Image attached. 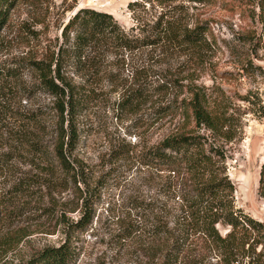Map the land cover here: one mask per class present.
I'll return each instance as SVG.
<instances>
[{"label":"rangeland","instance_id":"obj_1","mask_svg":"<svg viewBox=\"0 0 264 264\" xmlns=\"http://www.w3.org/2000/svg\"><path fill=\"white\" fill-rule=\"evenodd\" d=\"M81 8L111 14L126 30L134 26L140 39L157 43L91 54L82 74H71L77 70L69 51L74 34L67 44L63 29ZM204 23L201 45L175 39L176 29ZM63 43L68 55L62 68L75 82L80 77L88 93L76 155L89 176L109 175L92 230L77 237L82 251L74 264H141L118 243L114 217L125 215L133 198L157 194L144 180L146 169L120 154L129 150L133 157L140 147L193 128L179 108L190 98L188 85L200 89L207 109L224 118L228 140L205 129L199 134L223 152L235 206L264 221V198L258 195L264 162V0H10L0 29V264H24L62 239L54 202L69 192L49 196L50 172L31 143L54 140L43 129L48 116L35 119L47 112L50 99L36 92L33 64L56 58ZM143 87L151 97L121 111L124 90Z\"/></svg>","mask_w":264,"mask_h":264},{"label":"trees","instance_id":"obj_2","mask_svg":"<svg viewBox=\"0 0 264 264\" xmlns=\"http://www.w3.org/2000/svg\"><path fill=\"white\" fill-rule=\"evenodd\" d=\"M208 1L211 0H190ZM9 5L10 0H0V29L6 24ZM205 27L204 23L176 29L175 39L180 45L195 48L206 41ZM135 29L131 26L126 30L106 12L78 9L63 29L67 44L68 35L74 34L69 51L77 60V70L71 74L81 75L91 54L94 58L108 51L132 52L157 43L140 39L134 34ZM162 29L167 30V26ZM66 49L63 43L56 58L33 64L38 73L36 92L50 99L47 112L39 111L35 119L48 116L43 129L54 140L48 145L31 143L33 153L40 155L50 172L45 180L49 196L54 199L56 192H69L54 202L62 239L24 264L75 263L82 251L77 237L92 230L109 176H89L87 165L76 155L80 118L88 93L80 77L75 82L62 68L66 65ZM161 87L166 84L159 85L158 90ZM186 88L190 98L183 100L179 108L184 121L193 124V128L167 136L149 148L140 147L133 157L129 150L120 154H124L120 159L133 158L146 169L144 180L152 184L157 197L133 198L125 215L121 212L122 217H114L118 225L116 239L141 264H264V221L235 206V189L225 172L223 152L214 140L199 134L205 129L228 140V132H222L224 118L207 109L205 94L200 89L194 85ZM124 91L119 102L121 111H132L133 106L151 97L145 87ZM258 195L264 198V162L259 172ZM69 213L76 217H69Z\"/></svg>","mask_w":264,"mask_h":264}]
</instances>
